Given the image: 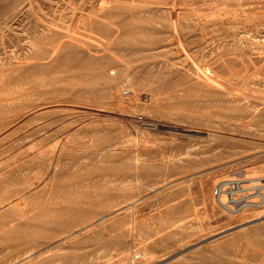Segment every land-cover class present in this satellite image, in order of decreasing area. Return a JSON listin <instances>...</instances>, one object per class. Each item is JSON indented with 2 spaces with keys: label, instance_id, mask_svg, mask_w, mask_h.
<instances>
[{
  "label": "rangeland",
  "instance_id": "obj_1",
  "mask_svg": "<svg viewBox=\"0 0 264 264\" xmlns=\"http://www.w3.org/2000/svg\"><path fill=\"white\" fill-rule=\"evenodd\" d=\"M237 173L264 0H0V264H264V204L214 197Z\"/></svg>",
  "mask_w": 264,
  "mask_h": 264
},
{
  "label": "built area",
  "instance_id": "obj_2",
  "mask_svg": "<svg viewBox=\"0 0 264 264\" xmlns=\"http://www.w3.org/2000/svg\"><path fill=\"white\" fill-rule=\"evenodd\" d=\"M124 92L128 94V89ZM213 193L216 202L228 213H237L247 206L263 205L264 175L242 177L237 173L216 182Z\"/></svg>",
  "mask_w": 264,
  "mask_h": 264
},
{
  "label": "bare ground",
  "instance_id": "obj_3",
  "mask_svg": "<svg viewBox=\"0 0 264 264\" xmlns=\"http://www.w3.org/2000/svg\"><path fill=\"white\" fill-rule=\"evenodd\" d=\"M127 1H128V0H127ZM66 3H67V1H66ZM70 4H72V3H70ZM171 5H172V4H171ZM164 6H165V5H164ZM178 6H179V5H178ZM186 7H188V6H186ZM217 8H218V6H217ZM250 11H251V10H250ZM210 12H211V11H210ZM217 12H218V10H217ZM73 13H74V12H73ZM197 14H198V13H197ZM213 14H214V13H213ZM238 14H239V13H238ZM52 23H53V22H52ZM52 23H51V24H52ZM48 24H49V23H48ZM117 27H118V26H117ZM61 28H62V27H61ZM67 28H68V27H67ZM75 33H76V32H75ZM15 57H16V56H15ZM261 172H262V171H261ZM259 175H260V174H259ZM253 176H254V175H253ZM253 176H252V177H253ZM261 176H262V175H261ZM248 177H249V176H248ZM143 253H144V252H143Z\"/></svg>",
  "mask_w": 264,
  "mask_h": 264
}]
</instances>
